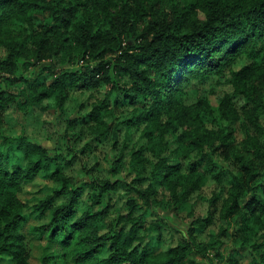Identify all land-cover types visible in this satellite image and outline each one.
<instances>
[{
  "label": "trees",
  "instance_id": "trees-1",
  "mask_svg": "<svg viewBox=\"0 0 264 264\" xmlns=\"http://www.w3.org/2000/svg\"><path fill=\"white\" fill-rule=\"evenodd\" d=\"M39 174L43 264H264V0H0V264Z\"/></svg>",
  "mask_w": 264,
  "mask_h": 264
},
{
  "label": "rangeland",
  "instance_id": "rangeland-1",
  "mask_svg": "<svg viewBox=\"0 0 264 264\" xmlns=\"http://www.w3.org/2000/svg\"><path fill=\"white\" fill-rule=\"evenodd\" d=\"M18 26V22L12 26L16 28ZM211 102L214 105L218 104V99L215 94H210ZM43 134V133H42ZM171 140V144L175 146L174 140L171 135L168 136ZM42 142L47 146H53V141L46 136L42 139ZM52 182L45 175L39 174L33 181L27 182L24 184L23 191L19 194L20 197L26 201L29 205L27 209L28 219L23 223L21 227V231L26 235L28 243L31 248V257H30V264H43L42 256L43 255H55V254H62L63 251H69L72 247H66L59 239L52 240L50 236L45 233L41 234L35 231L34 227L36 225L42 224L44 222L49 221L50 213L46 212L43 216L38 214L32 206L37 203V201L44 197L45 187L50 185ZM193 203V200L191 201ZM169 215L172 216L171 224L179 229V232H184L185 228L187 227L188 223L194 220V216L192 212H189V209L181 210V211H171ZM216 224L210 226L208 231L216 230ZM204 237L207 235L204 234ZM176 237H179V234H176ZM208 238V237H207ZM175 240H173V243ZM156 250L160 251L161 248H157ZM207 252L214 256V250L209 246ZM239 257V264H249L252 261V256L248 252V250H242ZM198 259L205 261L201 255L198 256ZM51 264H54L53 262ZM211 264H224L219 259L215 258L214 263Z\"/></svg>",
  "mask_w": 264,
  "mask_h": 264
}]
</instances>
